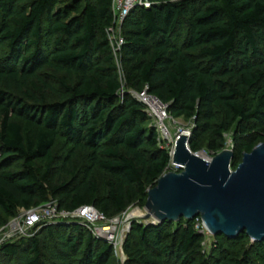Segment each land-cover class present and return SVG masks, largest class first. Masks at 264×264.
I'll return each instance as SVG.
<instances>
[{
  "label": "trees",
  "instance_id": "16d2710c",
  "mask_svg": "<svg viewBox=\"0 0 264 264\" xmlns=\"http://www.w3.org/2000/svg\"><path fill=\"white\" fill-rule=\"evenodd\" d=\"M62 1L0 0V45L7 44L9 59L20 65L1 67L0 83L18 85L27 100L38 104L21 106L0 89V223L50 199L62 211L94 206L106 217H117L132 205L146 204L148 190L170 171L172 156L160 146L156 128L148 126L145 105L122 93L107 38L115 23L112 0H71L61 9ZM151 1V8L135 9L123 25L126 88L148 90L176 120H195L193 153L201 149L203 136L222 141L234 127L236 152L250 153L257 137L251 128L264 130V0ZM46 67L76 76L73 85L62 81V101L49 103L46 86L34 80ZM61 134L74 141L63 168L72 165L79 150L88 152V166L83 177L75 168L71 182L55 184L53 148ZM212 147L219 146L212 142ZM17 162L21 169L10 171ZM95 169L110 177L104 193ZM180 221L174 232L170 222L135 223L124 246L127 264H170V259L264 264V242L247 247L246 234L227 238L232 248L220 243L206 258L195 220ZM85 228L81 223L49 225L46 238L72 257L84 251L81 264H111V245ZM43 247L35 235L7 244L2 253L18 261L28 249L23 264H46Z\"/></svg>",
  "mask_w": 264,
  "mask_h": 264
},
{
  "label": "rangeland",
  "instance_id": "374dc122",
  "mask_svg": "<svg viewBox=\"0 0 264 264\" xmlns=\"http://www.w3.org/2000/svg\"><path fill=\"white\" fill-rule=\"evenodd\" d=\"M71 0H64L59 4V8L63 9L67 6ZM1 13H0V28H1ZM186 30L183 32V35L180 37V43L182 44L186 38ZM56 41V38H53L49 45L53 47L54 42ZM9 49L7 44L0 45V68H10L14 69L20 68L19 63L17 64V67H15V59L12 60L9 59ZM115 64L118 68V75L120 78V81L122 82V85H124L123 94L126 92L133 94L134 92L131 90H128L125 86L124 82V65L122 63V58L120 55L117 57L114 56ZM14 66V67H13ZM38 84L43 88L45 85V94L48 99L49 103L59 102L63 100V89H62V81L65 80V83L68 85H73L76 82V76L73 74H70L69 72L53 68V67H46L37 74V78L34 79ZM20 87L18 85H12L9 86L6 83H0V89L6 92L9 99H12L13 102L20 103L21 106H30V107H38V104L36 102H32L30 100H27L24 97V94L19 89ZM48 88V89H47ZM40 98V96L38 97ZM151 99V98H149ZM219 120H222V115L218 114ZM14 120H20V118H17L16 116L12 117ZM195 120H186V119H178L175 122H171V125L168 127L167 134L175 139L174 143L171 146H165L162 144V147L164 146L169 150L171 153L174 152L175 143L177 136L182 132L183 134H189L188 132L191 131L190 134V142L192 137V131L195 127ZM149 127H154V122L150 118L148 122ZM236 127H234L229 132H224L223 140L220 141L218 138H214L213 136L207 135L203 136L200 140V146L201 149L194 154H197L201 158L207 161H211L214 157H216L218 154L222 153L224 150H234L235 152V165L232 166V170L235 171L240 163H242L243 160V154L241 152H236V144H237V133H236ZM185 131V132H184ZM252 135H257L255 140V145L258 146L261 143H264V130L263 129H257L252 130ZM189 142V147H190ZM212 142H214L215 146H219L218 148L212 147ZM74 141L70 140L65 135H60L56 141V144L53 148V154L56 157V162L54 164V174H55V184H62L63 182H71L72 181V174L73 170L76 168L77 174L81 177H83V171L85 167L88 166L87 162V156L88 152L79 150L77 151V155L74 158L72 165L69 167H66V170L63 168V164L65 162V159L68 155V153L73 149ZM0 162H2L1 157V151H0ZM22 165L20 162L15 163L10 171H18L21 169ZM170 171H178L176 167H173L172 165L169 168ZM93 176L95 180L98 182L100 186L101 193L105 192L106 189V182L110 179L109 175L106 174L104 171L100 169H95L93 171ZM47 206H53L58 207L56 200L50 199L48 203L43 204L42 207ZM24 211L21 210L20 213L14 218L11 219H5L2 223H0V264H23L25 257L28 256L27 250H25L17 261L16 259L9 258L3 255L2 250L3 247L7 244H17L20 242V240H28L29 238L38 235L39 239H41L42 242H44V246L42 248L43 252V258L42 262H45L46 264H81L85 258L84 254L85 252L82 251L78 257H72L71 254H65L62 250H57V242L54 241H48L46 238V227L49 225L53 226H63V225H72L74 223H80L78 221L73 220H61L57 222H51V223H45L40 225L39 227L35 228L32 231H29L28 236L21 237L19 232L18 234L14 235L15 233L12 232L14 227H17L19 223L22 221L21 214ZM147 215V211L145 209V204H135L130 206L123 214L117 216V217H107V223L106 224H112L111 226L114 227V234L109 236H96L99 235L100 232H102V229L106 226V224L100 223L96 226H93L96 228V232L92 231L91 233L97 238L102 241L108 242L112 249H113V255L111 264H127L128 257L125 254L124 246L127 241V238L129 237V234L132 231V227L135 223L147 226L149 223L158 224L156 220L153 218L149 219L148 221L144 219V216ZM17 218V219H16ZM196 228L202 234V253L205 255L206 258H210V256H213L215 252H217L219 244H223L226 248H232L231 245H229V240H227L224 236H213L211 235L207 230H205L202 221L195 220ZM82 224V223H81ZM181 225V221L179 222H173L171 223V231L177 230ZM86 230L90 231L89 228H85ZM100 229V231H99ZM14 235V236H13ZM13 236V237H10ZM254 242L251 240L249 241L246 246L249 247L253 245ZM230 246V247H229ZM54 257H60V260H57ZM169 258L166 259L168 261ZM172 264H182V261L177 259H170ZM170 263V264H171Z\"/></svg>",
  "mask_w": 264,
  "mask_h": 264
},
{
  "label": "water",
  "instance_id": "95a60500",
  "mask_svg": "<svg viewBox=\"0 0 264 264\" xmlns=\"http://www.w3.org/2000/svg\"><path fill=\"white\" fill-rule=\"evenodd\" d=\"M189 142L190 136H177L172 164L179 170L168 171L148 190L144 219L173 223L200 218L215 237L246 234L264 242V143L245 153L233 171L234 150L207 161L190 150Z\"/></svg>",
  "mask_w": 264,
  "mask_h": 264
},
{
  "label": "built area",
  "instance_id": "2783aa9c",
  "mask_svg": "<svg viewBox=\"0 0 264 264\" xmlns=\"http://www.w3.org/2000/svg\"><path fill=\"white\" fill-rule=\"evenodd\" d=\"M151 6V0H112V12L115 16V23L107 30V38L115 57H117L118 55L121 56L122 48L126 43L123 32V25L126 18L135 9L151 8ZM132 95L134 96V98L145 105L146 111L154 122V127L156 128V131L159 135L160 146L162 147V144H164L165 146H171L174 143L175 139L171 138L167 134V130L171 125V122H175L176 119H174L170 115L168 111V105L164 104L158 98L152 96L148 92V90H145L143 92H134ZM188 133L189 134L186 135L190 136L191 131H189ZM163 148L165 147L163 146ZM170 154L173 157V153L170 152ZM171 165L179 170V166L173 165L172 163ZM40 207L30 210H23L24 212L21 214V223H19L17 227L13 228L12 232L15 233L14 235L18 234L19 232L21 237L28 236L29 231L34 230L42 224L51 223L52 221L55 223L57 221L65 219L78 221L89 228L91 232H96V228H94L93 226H96L100 223H107V217L94 206H84L73 213L59 210L58 207L54 208L53 206L42 208ZM195 220L200 221L201 219L197 218ZM111 225L112 224H106L103 229L112 228V234H114L115 230ZM103 229L102 232H100V234L96 236H109L104 232Z\"/></svg>",
  "mask_w": 264,
  "mask_h": 264
},
{
  "label": "bare ground",
  "instance_id": "6f19581e",
  "mask_svg": "<svg viewBox=\"0 0 264 264\" xmlns=\"http://www.w3.org/2000/svg\"><path fill=\"white\" fill-rule=\"evenodd\" d=\"M185 132V131H184ZM185 134V133H184ZM186 135V134H185ZM153 219V218H152ZM151 219V220H152ZM152 221H154V220H152ZM104 230V232L106 233V234H108V235H111L112 233H113V229L112 228H105V229H103ZM102 237H103V235H101Z\"/></svg>",
  "mask_w": 264,
  "mask_h": 264
}]
</instances>
